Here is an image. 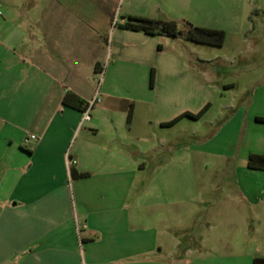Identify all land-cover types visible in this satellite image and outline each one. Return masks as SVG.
Segmentation results:
<instances>
[{
  "label": "crops",
  "instance_id": "crops-1",
  "mask_svg": "<svg viewBox=\"0 0 264 264\" xmlns=\"http://www.w3.org/2000/svg\"><path fill=\"white\" fill-rule=\"evenodd\" d=\"M118 1L0 0V264H252L255 255L217 254V244L205 237L207 229L188 234L196 204L208 202V188L222 190L223 182L177 178L175 166L167 178L146 179L153 165L138 157L166 146L172 152L168 162L175 161L178 144L180 154L189 148L182 121L198 120L208 108L199 118L183 116L163 124L210 104L203 101L191 111L185 95L158 101L169 112L152 120L158 131L151 133L149 124L133 115L139 83L124 92L119 88L130 75L126 68L134 78L135 68L153 66L164 46L204 45L126 29L120 25L125 15L220 29L222 19L241 21L245 0H122L120 21L113 24ZM188 49L178 53L185 58L182 65L201 77L207 58ZM98 70L104 77H97ZM99 80L103 83L97 89ZM68 91L84 103L97 95L90 120L80 123L82 111L62 103ZM242 113L239 107L216 129L220 147L202 149L235 155L243 127L249 134L264 130V110ZM176 127L182 133L178 138L159 131ZM66 153L75 160L69 169ZM251 153L264 154V147L249 141L241 158L245 164ZM71 172L86 176L72 177ZM256 185L255 180L236 181V224L242 216L250 218L247 211L241 214V202L251 210L259 201ZM224 209L214 206L211 217Z\"/></svg>",
  "mask_w": 264,
  "mask_h": 264
},
{
  "label": "rangeland",
  "instance_id": "rangeland-1",
  "mask_svg": "<svg viewBox=\"0 0 264 264\" xmlns=\"http://www.w3.org/2000/svg\"><path fill=\"white\" fill-rule=\"evenodd\" d=\"M53 1L42 0L45 4ZM113 3L115 4V1ZM121 15L122 0H119L113 11V24L119 23ZM241 16V21H236V24L229 22L228 18L219 22V28L225 32L221 46L193 43L164 46L162 52H158L157 57L155 56L153 66L135 68L137 74L134 78L131 75V68H126L130 71V75L124 76V79L120 81L122 86L119 88L121 87L120 90L124 92L127 85L130 86L133 82L139 83L135 92L138 103L133 115L142 122L146 121L151 133L158 131L153 127L152 120L166 116L169 112V108L158 106L156 104L158 101L173 102L185 95L184 101L191 111H196L203 101L210 104L200 119L182 121L185 124L189 148L187 152L180 154L179 147L182 146L178 144L175 161L168 162L172 152H169L166 146H158L157 151H150L149 154L138 157L150 166L162 165L155 170L152 166L146 170V179L167 178L169 169H174L175 166L177 178L190 179L196 184L207 181L209 185H220L223 182L222 190L208 188V202L196 204L197 210L190 220L188 234L197 236L199 232L207 229L208 234H205V237L209 244H217L219 255L234 253V255L251 254L261 257L264 256V202L260 201L264 198V169L248 174L242 170L239 171L238 167L244 165L246 168L241 158L249 146V141L254 147H264V130H256L249 134L243 127L239 141L236 143L239 151L235 155L212 154L201 147L202 145L203 147L222 145L221 141H216V129L239 107L243 108V116L248 114V110H264V0H245ZM188 46L200 51L207 58L204 74L201 77L182 65L185 58L178 53L188 52ZM108 62L109 58L105 64L107 65ZM151 69H153V77L150 80ZM101 75L104 77L103 74ZM102 83L103 80L96 82L97 89ZM227 84L231 86L227 87ZM128 92L131 93V90L128 89ZM99 98L101 99L102 95H99ZM261 127L264 128V126ZM179 128H165L159 131L163 136L178 138L182 134ZM204 139L208 140V145H205ZM239 178L255 180L257 187L253 193L257 195L259 201L251 210L249 204L242 201L241 214L245 215L247 211V217L250 218L242 216L241 224H236L237 220L233 218V211L234 206L237 205L232 200L238 197L235 185ZM202 189L206 188L195 187L196 191ZM217 205H224L225 209L223 214L215 215L213 218L211 217L212 208ZM211 226L216 228L214 232H211V229L208 230ZM238 226H241V232L238 231Z\"/></svg>",
  "mask_w": 264,
  "mask_h": 264
},
{
  "label": "trees",
  "instance_id": "trees-1",
  "mask_svg": "<svg viewBox=\"0 0 264 264\" xmlns=\"http://www.w3.org/2000/svg\"><path fill=\"white\" fill-rule=\"evenodd\" d=\"M125 19V22L120 24L122 27L129 30L142 31L143 33L148 35H163L211 46H221L225 37V32L222 29L198 26L188 21H184L183 24L179 26L178 23L174 20L152 19L148 17L133 15H125ZM152 77L153 69H151L150 71V80L152 79ZM62 103L70 107H75L81 111L87 104L84 103L83 100L80 99L76 94L69 91L66 92L62 97ZM207 108L208 104L205 105L196 114L183 113L173 120L164 123L163 125H172L183 116H189L195 119L199 118ZM129 118L130 112L128 113V119ZM246 166L250 169H264V154H249L246 160ZM71 175L72 177H85L86 173L71 172ZM252 264H264V258L254 257L252 259Z\"/></svg>",
  "mask_w": 264,
  "mask_h": 264
},
{
  "label": "built area",
  "instance_id": "built-area-1",
  "mask_svg": "<svg viewBox=\"0 0 264 264\" xmlns=\"http://www.w3.org/2000/svg\"><path fill=\"white\" fill-rule=\"evenodd\" d=\"M102 70H98L96 72L97 77L99 78L101 76ZM98 101L97 95H95L91 100H89V102H87V104L85 105L84 109L81 112V121L80 123L84 122V121H88L90 120V111L93 107V105ZM28 141L27 138L24 139V142L26 143ZM66 159V167L69 169V167L75 163V160L70 157L69 154L66 153L65 156ZM78 229V226H77Z\"/></svg>",
  "mask_w": 264,
  "mask_h": 264
}]
</instances>
